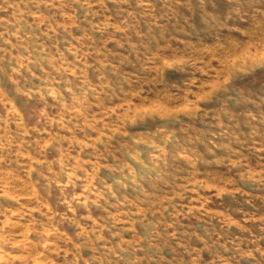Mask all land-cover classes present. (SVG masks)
<instances>
[{
	"label": "rangeland",
	"instance_id": "obj_1",
	"mask_svg": "<svg viewBox=\"0 0 264 264\" xmlns=\"http://www.w3.org/2000/svg\"><path fill=\"white\" fill-rule=\"evenodd\" d=\"M0 264H264V0H0Z\"/></svg>",
	"mask_w": 264,
	"mask_h": 264
}]
</instances>
